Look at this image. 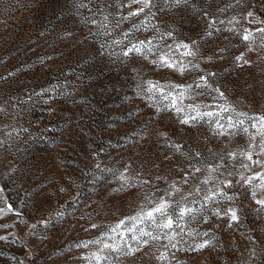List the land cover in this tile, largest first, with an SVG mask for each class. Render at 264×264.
<instances>
[{"label":"rangeland","instance_id":"1","mask_svg":"<svg viewBox=\"0 0 264 264\" xmlns=\"http://www.w3.org/2000/svg\"><path fill=\"white\" fill-rule=\"evenodd\" d=\"M96 2L92 0L93 5ZM160 2L162 4L163 0ZM206 2L213 5L214 11L231 0ZM81 3L88 4L89 0H0V104L7 99L9 104L18 105L11 109V118L0 113V138L8 131L3 128L5 123L27 130L18 135L12 133V146L0 148V187L5 189L0 197L9 198L29 220L47 217L48 208L57 207V197H40L41 190L51 191L59 184L76 197L73 201L68 194L60 193L59 204L67 201L68 215L53 219L46 228L40 226L35 236H25L26 229L17 223L14 214L0 217V224L16 225L15 228L0 227V235L10 237L8 241H0V264H17L18 260L26 258L29 248L32 255L27 261L30 264H83L80 256L85 250L75 245L95 238L105 225L117 218L132 215L139 203L136 196L139 189L111 191L117 184L113 174L105 169L115 171L129 158L136 160L137 169L143 163L144 171L152 177L167 175L171 168L165 160L166 149L155 136L147 140L132 137V131L138 130L142 122L155 119L158 126H167L178 139L201 144L202 137L208 135L207 125L181 127L174 113L153 116L154 109L148 102L135 96V78L127 74L128 68L99 53L102 38L89 36L91 26L81 23V16L89 15L87 8H79L80 15H77ZM7 5L11 8L5 11ZM231 14V9L222 15L218 13L220 19ZM162 15L168 23L174 24L181 36L194 37L205 27L198 13L184 7L169 9ZM65 30L75 33L73 40L63 38ZM227 35L225 32L215 42H210L208 50L216 44L228 45L224 39ZM231 55L232 52L228 54L229 59ZM215 70L219 73L217 79L227 88L231 103L249 113L264 111V76L259 68L237 69L229 67L228 60H224L216 62ZM144 75L146 78L165 75L176 82H190L189 77L157 73L146 67ZM41 89L46 91L37 95ZM28 96H31L30 101ZM195 100L213 103L207 95ZM130 112L132 116L128 115ZM232 139L241 142L239 137ZM54 141L59 143L54 145ZM93 151L98 156H92ZM97 162L101 167L94 171ZM13 164L17 172L6 174ZM153 164L159 167L153 168ZM158 186L163 187V181ZM32 189H36L37 194L30 200L24 193ZM21 198H24L23 205ZM245 213L247 220L242 225L228 229L220 224L216 232L222 246L205 252L201 259L207 258L209 264H238L241 251L244 255L240 258L247 259V247L252 246L248 237L252 235L257 237L259 255L260 243L264 242V223L247 208ZM90 221L100 228L90 229ZM13 233L20 240H15ZM178 258L183 259L184 254L178 253ZM120 262L130 264L123 257ZM139 264L151 262L145 257Z\"/></svg>","mask_w":264,"mask_h":264},{"label":"snow or ice","instance_id":"2","mask_svg":"<svg viewBox=\"0 0 264 264\" xmlns=\"http://www.w3.org/2000/svg\"><path fill=\"white\" fill-rule=\"evenodd\" d=\"M180 7L199 14L205 24L202 32L194 37L181 36L174 24L168 23L162 15ZM9 8L11 5H7L5 11ZM79 8L88 10L89 15L81 16V23L91 26L89 36L102 38L99 53L122 68H128L127 74L135 78V96L148 102L154 109V117L163 112L174 113L181 127L207 125L208 129L202 144L178 139L167 126H158L155 119L142 122L138 130L132 131V137L138 136L141 140L155 136L166 149L165 160L171 168L167 175L152 177L144 171L143 163L137 169L136 160L129 158L115 171L105 169L113 174L117 184L111 191L139 189L136 192L139 203L132 215L117 218L105 225L95 238L75 245L85 250L80 256L83 264H121V257L130 264H139L145 257L151 264H209L207 258H201L205 252L222 246L216 232L221 223L228 229L242 225L247 220L246 208L264 223V111L249 113L231 103L226 95L227 88L217 79L219 73L215 70L216 62L228 60L229 67H257L264 76V0H231L214 11L213 5L206 0H163L162 4L160 0H97L95 5L89 0L88 4L78 5V16ZM229 9L232 14L220 19L218 13L222 15ZM125 24L127 26L122 27ZM225 32L228 35L224 39L231 48L216 44L209 51V43ZM74 37L72 31L63 32L65 40L71 41ZM145 67L157 73L189 77L190 82H176L165 75L146 78ZM45 91L41 89L37 95ZM205 95L213 103L195 100ZM27 99L30 101L31 96ZM17 107L6 99L0 104V113L11 118V109ZM3 128L8 131L0 138V148L12 146V133L18 135L20 131H27L8 123ZM233 137H239L241 142ZM58 143L53 142L54 145ZM91 154L98 156L95 151ZM100 167L97 162L94 171ZM16 172L13 164L6 174ZM161 181L163 187L158 186ZM4 191L0 187V193ZM60 193L76 200L68 188L59 184L51 191L41 190L40 197H57V207H49L47 217L32 220L25 218L9 198L0 197V217L14 214L17 223L26 229L25 236H35L40 226L46 228L53 219L68 215L67 201L59 204ZM36 194V189L25 190L24 196L31 200ZM23 203L24 198H21ZM0 227L15 228L16 225L0 224ZM88 227L98 229L100 225L90 221ZM12 235L20 240L15 233ZM9 239L8 234L0 235V241ZM248 240L252 246L247 247V259L240 258L244 255L241 251L238 264H264V242L260 243L257 255V237L252 235ZM21 243L28 247L25 241ZM181 252L183 259L178 258ZM31 255L29 248L26 258L18 260L17 264H30L27 257Z\"/></svg>","mask_w":264,"mask_h":264}]
</instances>
